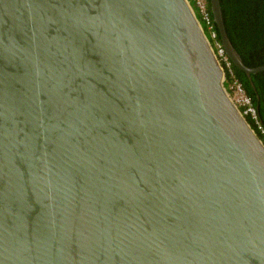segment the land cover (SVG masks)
<instances>
[{
	"label": "water",
	"instance_id": "obj_1",
	"mask_svg": "<svg viewBox=\"0 0 264 264\" xmlns=\"http://www.w3.org/2000/svg\"><path fill=\"white\" fill-rule=\"evenodd\" d=\"M224 80L189 0H0V264H264V144Z\"/></svg>",
	"mask_w": 264,
	"mask_h": 264
},
{
	"label": "trees",
	"instance_id": "obj_2",
	"mask_svg": "<svg viewBox=\"0 0 264 264\" xmlns=\"http://www.w3.org/2000/svg\"><path fill=\"white\" fill-rule=\"evenodd\" d=\"M219 1L227 35L243 63L248 67L264 64V0ZM232 69L264 126V71L252 74V86L244 72L233 64ZM247 120L254 128L252 122Z\"/></svg>",
	"mask_w": 264,
	"mask_h": 264
},
{
	"label": "built area",
	"instance_id": "obj_3",
	"mask_svg": "<svg viewBox=\"0 0 264 264\" xmlns=\"http://www.w3.org/2000/svg\"><path fill=\"white\" fill-rule=\"evenodd\" d=\"M189 3L210 46L217 56V60L225 70L224 84L226 83L225 87L229 92L232 101L240 110L241 114L252 122L255 132L264 144V126L259 119L257 110L251 99L245 93L240 81L236 78L233 72L231 60L226 55L217 29H215V23L209 10L210 7L208 0H189Z\"/></svg>",
	"mask_w": 264,
	"mask_h": 264
}]
</instances>
